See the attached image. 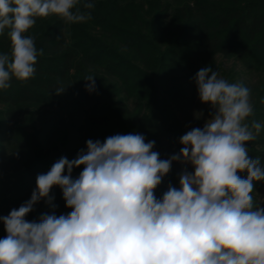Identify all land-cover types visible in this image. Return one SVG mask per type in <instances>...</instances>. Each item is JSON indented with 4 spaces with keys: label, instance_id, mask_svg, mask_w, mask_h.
Wrapping results in <instances>:
<instances>
[{
    "label": "clouds",
    "instance_id": "1",
    "mask_svg": "<svg viewBox=\"0 0 264 264\" xmlns=\"http://www.w3.org/2000/svg\"><path fill=\"white\" fill-rule=\"evenodd\" d=\"M94 7L91 0H0V35L8 30L11 42L10 53L0 54V90L13 77L35 75L43 49L25 33L36 18L82 23ZM94 78L84 79L90 93ZM194 79L200 101L214 111L202 129L180 137L178 154L161 159L155 141L139 133L86 141V152L71 161L61 157L37 176L29 200L0 217L7 233L0 239V264H264V207L252 195L255 183L264 181V164L247 147L264 124L247 122L254 106L243 82L229 83L210 66ZM54 89L59 95L65 87ZM174 161L194 171H182L179 187L169 184L157 198ZM54 187L72 210L27 220L41 200L55 208Z\"/></svg>",
    "mask_w": 264,
    "mask_h": 264
},
{
    "label": "rangeland",
    "instance_id": "2",
    "mask_svg": "<svg viewBox=\"0 0 264 264\" xmlns=\"http://www.w3.org/2000/svg\"><path fill=\"white\" fill-rule=\"evenodd\" d=\"M194 1L91 0L95 7L90 10L91 19L87 22L69 24L55 15L36 18L30 34L37 37L42 32L56 34L63 43L62 47L65 50L71 49L74 61L66 72L63 70L62 74L55 73L54 78L61 82L65 90L52 104L46 99L19 102L14 105L12 114L7 115L4 114L7 106L0 103V137L8 130L15 135L10 140L0 141V217L7 216L12 209H18L29 200L36 188L37 176L47 173L55 163L54 158L38 164H33V161L39 156L56 153L66 147L86 148V141L94 138L92 131H95L97 122L94 115L88 112L90 104L84 103L85 96L72 78L79 72L77 67H82L85 73H96L111 84L102 98L109 103L114 120L123 123L125 131L144 135L145 142L155 141L153 151H157L161 159H169L178 154L182 147L180 137L192 128L202 129L214 111L209 104L200 101L194 79L196 73L205 66L218 71L220 78L229 83L243 82L251 90L254 106V115L247 122L256 120L264 124V53L255 42L249 41L242 51L230 57L204 55L198 36L188 38V32L193 31V27L183 30L186 22H183L181 6ZM135 17H146L145 30L140 31L135 26L138 25ZM206 19L209 20V17ZM126 31L129 34L139 33L143 37L149 49V54H146L148 65L141 59L133 60L131 67L123 59L111 60L110 50L122 44L118 33L125 34ZM106 61L118 67H127L122 71L128 73L131 85L126 93V83L117 77L114 67H102ZM79 63L83 66H79ZM70 95L73 96L71 106L66 110L64 118L58 117L57 106ZM50 117L52 122L46 130L44 124ZM79 131V140L67 146L69 133L77 134ZM100 142L103 143V140ZM247 147L249 155L253 158L259 156L264 164V129L257 140L248 142ZM82 170L83 166L76 168L72 172L73 178L78 177ZM184 170L194 171L190 164L174 161L170 172L155 190L156 197L161 198L169 184L178 188L179 174ZM239 174L246 177V173ZM50 195L54 197L52 204L55 208L41 200L34 205L27 220L38 222L44 213L51 214L54 211L59 216L72 210L66 207L59 187H54ZM252 195L264 207V181L255 183ZM12 196L18 198L14 207L3 202ZM6 235L3 221L0 220V239Z\"/></svg>",
    "mask_w": 264,
    "mask_h": 264
},
{
    "label": "trees",
    "instance_id": "3",
    "mask_svg": "<svg viewBox=\"0 0 264 264\" xmlns=\"http://www.w3.org/2000/svg\"><path fill=\"white\" fill-rule=\"evenodd\" d=\"M256 8H258L259 11H256ZM181 10L184 16L183 22H186V26L183 27V30L187 27H193V31L188 32V38L192 39L194 35L198 36L204 55H222L223 57H230L236 52L242 51L245 43L249 41L255 42L258 49L264 53V0H234L229 2L228 0H196L194 2L185 3L184 6H181ZM207 16L209 20L206 19ZM145 19L146 17L136 18L138 25L136 24L135 26H138L140 31L145 30L147 23L144 21ZM31 30L32 28L29 29L25 35H29ZM118 35L119 41L122 44L120 46L116 45V49L110 50L111 60L114 61L116 58L123 59L127 64H130L128 65L130 67L132 66L133 60L140 61L141 59L145 64H149L147 62L148 55H146L149 54V49L146 48V43H144L145 41L139 33L134 32L129 34V31H126L125 34L118 33ZM56 36V34L54 35L46 32L40 33L38 37L37 35L35 36L37 50L43 49V55L38 56L37 64L35 65L36 73L27 81H19L13 77L10 81L11 86L6 90H0V103L7 106V110L4 111V114H12L14 105L19 102L30 103L46 99L48 103L52 104L55 98H60L61 94L57 95L54 88L60 86L61 82L55 79L54 75L56 72H61L62 74L63 70L66 72L71 68L72 62L74 61V54L70 53V48L65 50L62 47L63 43L61 39ZM157 36L160 38V34ZM122 37L125 38L124 41ZM10 50L11 42L8 36V30H5L4 34L0 35V54L10 53ZM162 59H164V56H162ZM105 60L108 61L109 59L106 58ZM106 62L105 65L102 64V67L109 66L110 69H112L111 66L114 67V71L118 75L117 77L122 80L124 84L126 83L125 91L123 89L126 93L131 85L129 83L128 73H123L122 71L127 69V67H118L114 63L112 65L110 62ZM79 66L83 65L79 63ZM77 70L79 72L73 75L72 78L85 96L84 103L88 102L90 104L88 112L94 115L97 122L95 131H92V134L94 133V138H92V140H103L104 142L109 136L129 134L130 132L125 131L123 123L114 120V115L110 114L112 111L109 103L102 98V94L110 89L111 84L96 73L82 72V67H77ZM88 75L95 76L96 90L91 93L88 92L85 87L88 81L84 79ZM73 96L77 97L75 94ZM72 97L70 95L69 98H63L62 103L57 106L56 114H58V117H65L66 110L71 106ZM47 114L50 113L48 112ZM51 122L52 118L50 117L44 124L46 130ZM79 133L80 131L77 134H73V132L69 133L67 146L79 140ZM14 136L13 131L8 130L4 133V136L2 135V137H0V141L4 142L5 140H10L14 138ZM82 150L86 152L87 147H66L56 153L42 156L37 155L39 157L32 163L38 164L52 160L51 158H54L53 160L56 162L61 157H66L71 161L77 158ZM33 164L31 166H35ZM75 170L76 168L73 169V171ZM64 174H67V170H65ZM17 199L18 198L15 196H12L6 198L3 202L11 204V206L14 207L13 204L16 203Z\"/></svg>",
    "mask_w": 264,
    "mask_h": 264
}]
</instances>
